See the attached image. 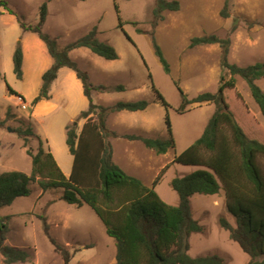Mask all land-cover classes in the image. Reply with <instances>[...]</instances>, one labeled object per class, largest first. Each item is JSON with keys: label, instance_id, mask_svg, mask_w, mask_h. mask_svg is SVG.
<instances>
[{"label": "rangeland", "instance_id": "1", "mask_svg": "<svg viewBox=\"0 0 264 264\" xmlns=\"http://www.w3.org/2000/svg\"><path fill=\"white\" fill-rule=\"evenodd\" d=\"M5 1L27 25L39 22L40 8L46 3L48 14L43 31L57 39L60 49L94 27H97L98 39L115 48L118 59L114 61L101 58L85 48L73 50L70 57L89 74L94 85L125 87L119 93H93L95 104L112 106L117 102L140 100L149 103L140 114L117 112L109 116L108 128L115 130L122 140L115 142L118 152L127 149L124 142L128 139L123 133L170 141L166 125V115H169L174 148L166 154H157L154 150L141 153L140 149H148H143L144 144L136 143L134 147L138 154L135 159L126 152L127 157L122 162L118 158L116 161L122 164L128 175H138L140 178H137L148 187L164 171L156 192L165 203L178 205L179 196L172 189L171 182L197 167L172 162L176 155L201 137L215 112L214 104H189L182 109L178 86L187 99L192 100L205 92L216 93L225 74L221 64L223 49L218 44L190 47L191 40L208 35L230 38L228 60L231 63L241 67L264 63V0H230L228 18L221 16L224 0H168L178 1L180 9L163 12V20L156 26L152 14L155 0ZM153 37L170 65V74L165 72L155 55ZM34 38L41 41L36 34L24 32L16 16L8 12L0 16V72L4 75L0 79V174L7 171L30 174L32 160L27 150L37 153L38 141L30 137L25 146L24 137L15 130L31 127L43 140L44 148L55 156L64 174L69 176L73 156L66 144V126L76 123L80 133L84 125L80 118L71 120L75 106L69 104L59 87L65 71H69L67 68L52 85L57 108L51 110L44 104L36 110V115H32L39 104L31 105L42 84L40 71L49 60L53 61L47 48L46 53L41 52ZM19 44L26 53L22 80L13 71V54ZM8 85L20 93L25 102L10 95ZM257 85L264 91V78L257 81ZM153 86L169 104L168 109L157 100ZM237 90L247 106H240L232 99L234 113L249 136L264 142V117L247 84L240 78L237 79ZM138 157L140 159L136 162ZM257 161L264 173V157L260 156ZM30 188L29 196L17 198L11 206L0 209V217H11L5 244L29 253L28 262L19 264H65L62 255L55 251L44 234L39 216L47 218L50 235L69 252V264L116 263L115 241L108 236L105 225L90 206L68 204L61 199V189L44 193L38 183ZM190 204L192 216L203 231L190 236L189 255H218L228 264H248L250 256L230 239L219 223L225 218L236 226L235 218L227 208L224 189L213 196L196 194L190 198ZM0 264H4L1 254Z\"/></svg>", "mask_w": 264, "mask_h": 264}, {"label": "trees", "instance_id": "2", "mask_svg": "<svg viewBox=\"0 0 264 264\" xmlns=\"http://www.w3.org/2000/svg\"><path fill=\"white\" fill-rule=\"evenodd\" d=\"M224 2L221 16L228 18L230 0ZM179 9L178 1L155 0L153 25L156 26L163 20V12H176ZM4 12L16 16L24 32L36 34L53 59L51 67L42 75V84L31 103L32 107L51 99V87L62 68L75 72L83 84L89 107L79 116L86 120L80 133L76 123L66 127V144L73 156L69 176L64 174L52 152L44 148L43 140L31 127H19L15 130L24 137L25 146L28 138L36 139L38 149L35 154L31 149L27 150L32 160L30 174L20 171L0 174V209L11 206L17 198L29 196L30 187L38 183L44 193L61 189V199L68 204L77 207L86 204L96 212L106 227V233L115 241V264H228L218 255H189L190 236L203 231V227L192 216L190 198L196 194L217 195L223 188L228 211L235 218L236 226L221 218V228L250 256L248 264H264V173L257 161L260 156L264 157V142L249 136L231 105L233 99L240 106H247L244 97L237 90V79L240 78L247 84L251 97L264 117V91L257 85V81L264 78V63L246 67L231 63L228 60L230 38L208 35L191 40L190 47L218 44L223 49L221 64L225 74L220 79L216 93L205 92L192 100L187 99L176 82L182 95V109L189 104H214L215 112L201 137L174 157L172 163L197 169L172 180V189L179 196V204L172 206L165 203L156 192L164 171L148 187L140 179L123 171L113 159L114 150L110 138L118 137V134L108 128L109 116L123 111H144L149 103L140 100L117 102L112 106L95 104L93 93L122 92L125 87L94 85L89 74L81 70L70 57L73 50L85 48L108 61L118 59L115 48L98 39L97 27L60 49L57 39L43 31L48 14L46 3L40 8L39 22L36 25H27L23 17L12 11L5 0H0V16ZM152 42L155 55L165 72L170 74V65L154 37ZM23 64L24 52L19 44L13 54V71L19 80L23 79ZM2 78L4 75L0 72V79ZM153 90L157 100L168 109L169 104L155 86ZM8 91L10 95L25 102V98L9 85ZM166 125L170 141L129 135L124 138L141 141L157 154H166L170 148H174L168 114ZM39 219L43 223L44 234L55 251L62 255L65 264H69V252L50 235L47 218L39 216ZM10 220V216L0 217V254L4 264L26 263L29 260L27 251L5 244Z\"/></svg>", "mask_w": 264, "mask_h": 264}, {"label": "crops", "instance_id": "3", "mask_svg": "<svg viewBox=\"0 0 264 264\" xmlns=\"http://www.w3.org/2000/svg\"><path fill=\"white\" fill-rule=\"evenodd\" d=\"M35 39V38H34ZM35 44L42 50L41 52L43 53H46L45 51V45L39 41V40H36L35 39ZM25 55V58H24V62L26 61V53H24ZM49 55V54H48ZM50 56V55H49ZM53 64V61L50 62L49 60V63H47L45 65V67L42 69V71H40V74L42 73V75L44 74V72L46 70H48L51 65ZM66 68H62L59 73H58V78L55 80V81H58L60 79V74L65 71ZM68 69V68H67ZM54 84V83H53ZM61 87V90L64 92L63 93V96L65 97V99L69 102V104H74L73 106H75V110L72 109V111H74V113H72L71 115V120L73 119H77L79 118L81 112L83 111H86L89 107V101L87 99V97L85 96L84 94V88H83V84L81 83V81L77 78L76 74L74 71H72L71 69H69V71H65V74H64V77L62 78L61 80V84L60 86ZM113 93H119V92H113ZM55 96L54 94L52 93V87H51V99L48 100V101H42L40 102L34 109H33V113L32 115H36V112L39 110V108L41 107V105H44L46 104L47 107H50L51 110H54L57 108V104L55 103L56 100H55ZM68 104V103H67ZM37 110V111H36ZM145 111V110H144ZM144 111H138V112H130V113H137V114H140V113H143ZM123 112H127V111H123ZM81 121L83 122L82 123V126L84 125V123L86 122L84 119H81ZM67 127V126H66ZM109 127V126H108ZM111 131L115 132V130L111 129ZM124 136L126 135H129V136H138V137H143V138H148V137H144L143 135H139V134H135V133H123ZM121 138L120 137H113V138H110V141L112 143V146H113V150H114V154H113V159H114V162L123 170L125 171V168L122 166L121 163H117L116 159L118 158L120 160V162L123 161V159H125L127 156H125L124 154H126V152H130L131 153V156H132V159H135L136 157V150L134 147V145H136V143H140V144H143L141 141H138V140H127L126 143L127 144V149H122L120 150L119 152L117 151L116 149V146H115V142L116 141H122L120 140ZM129 145V146H128ZM144 146V145H143ZM146 147L144 146L143 149H145ZM148 149V148H146ZM141 150V153L142 152H145V153H152L151 149H148V150ZM143 153L141 156L143 157V155L145 154ZM140 154V153H139ZM55 157V156H54ZM56 159V158H55ZM139 157L138 159H136L135 161L138 162L139 161ZM142 160V158H141ZM144 160H142L143 162ZM141 162V163H142ZM126 172V171H125ZM128 174V173H127ZM134 177V176H133ZM138 178H140L138 175H137ZM136 177V178H137Z\"/></svg>", "mask_w": 264, "mask_h": 264}, {"label": "water", "instance_id": "4", "mask_svg": "<svg viewBox=\"0 0 264 264\" xmlns=\"http://www.w3.org/2000/svg\"><path fill=\"white\" fill-rule=\"evenodd\" d=\"M1 242H2V240H1Z\"/></svg>", "mask_w": 264, "mask_h": 264}]
</instances>
